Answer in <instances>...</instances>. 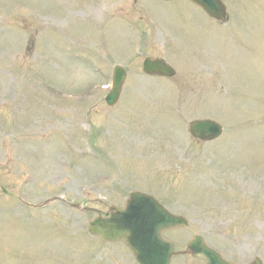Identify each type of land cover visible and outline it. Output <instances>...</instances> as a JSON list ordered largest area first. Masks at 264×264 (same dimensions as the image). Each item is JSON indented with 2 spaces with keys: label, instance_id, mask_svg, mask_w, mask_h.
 <instances>
[{
  "label": "rangeland",
  "instance_id": "obj_1",
  "mask_svg": "<svg viewBox=\"0 0 264 264\" xmlns=\"http://www.w3.org/2000/svg\"><path fill=\"white\" fill-rule=\"evenodd\" d=\"M89 1L59 17L52 3L63 0H0V183L28 204L57 196L85 210L27 212L1 195L0 264H138L124 244L87 234L131 191L187 218L164 234L178 251L199 235L235 264H264V7L222 0L220 28L186 0ZM134 2L136 18L122 12ZM238 15L249 23L234 29ZM146 58L176 75L145 77ZM114 65L128 78L112 109L92 87ZM195 120L218 122L222 136L195 142Z\"/></svg>",
  "mask_w": 264,
  "mask_h": 264
},
{
  "label": "water",
  "instance_id": "obj_2",
  "mask_svg": "<svg viewBox=\"0 0 264 264\" xmlns=\"http://www.w3.org/2000/svg\"><path fill=\"white\" fill-rule=\"evenodd\" d=\"M206 9L209 14L219 18L223 12L219 0H193ZM121 70L115 68L114 90L106 98L109 106L117 101L121 88V79L117 76ZM143 71L146 74L171 76L173 71L162 61H144ZM117 74V75H116ZM190 132L195 138L212 140L221 133V128L212 122H198L190 124ZM114 214L107 220H95L90 224V231L102 230L111 240L123 238L126 244L133 250L139 264H168L173 255V247L160 237V232L166 228L185 226L186 222L179 217L169 215L152 198L145 195L134 194L125 210H114ZM195 253L203 255L206 264H228L221 261V258L214 252L209 251L197 239L189 245ZM193 254L196 256V254Z\"/></svg>",
  "mask_w": 264,
  "mask_h": 264
},
{
  "label": "bare ground",
  "instance_id": "obj_3",
  "mask_svg": "<svg viewBox=\"0 0 264 264\" xmlns=\"http://www.w3.org/2000/svg\"><path fill=\"white\" fill-rule=\"evenodd\" d=\"M92 1H97V0H92ZM108 1H110V2H111L112 0H108ZM92 4H95V2H93ZM95 7H98V6H97V4H96V6H95Z\"/></svg>",
  "mask_w": 264,
  "mask_h": 264
}]
</instances>
